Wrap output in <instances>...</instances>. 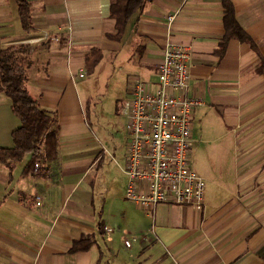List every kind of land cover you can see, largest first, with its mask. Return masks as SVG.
I'll return each instance as SVG.
<instances>
[{
    "label": "crops",
    "instance_id": "1",
    "mask_svg": "<svg viewBox=\"0 0 264 264\" xmlns=\"http://www.w3.org/2000/svg\"><path fill=\"white\" fill-rule=\"evenodd\" d=\"M29 1L33 29L26 32L15 0H0V49L32 46L26 87L56 119L57 156L28 172L32 154L11 170L0 164V264L104 263L112 248L104 250L103 244L111 242L112 230L100 235L98 227L100 222L113 227L109 209L94 193L92 171L101 166V152L80 155L75 147L92 133L83 100L93 87L87 78L107 53L125 48L139 56L142 79L155 82L167 43L192 52L188 95L202 102L193 119V156L201 116L207 123L220 118L224 141L209 150L201 143V156L203 150L209 155L201 159V171L192 156L206 180L202 211L160 204L149 214L127 200L124 155L123 198L135 208H119L120 219L139 231L134 238L144 252L142 262L133 254L119 264H264V0H229L256 47L231 38L222 54V0H152L144 13L131 17L121 41L107 37L116 33L113 0ZM92 48H100L104 58L89 75L85 63ZM132 76L139 77L128 76V85ZM20 125L10 99L0 93V147L14 146L12 132ZM84 234H94L96 243L89 251L70 253ZM102 238H107L103 244Z\"/></svg>",
    "mask_w": 264,
    "mask_h": 264
},
{
    "label": "built area",
    "instance_id": "2",
    "mask_svg": "<svg viewBox=\"0 0 264 264\" xmlns=\"http://www.w3.org/2000/svg\"><path fill=\"white\" fill-rule=\"evenodd\" d=\"M191 57L187 45L167 43L156 66V81L130 77L120 106L127 133L125 198L149 214L160 204L197 211L206 205V180L192 158L193 119L202 102L188 95ZM111 230L105 226V231ZM125 245L130 247V240Z\"/></svg>",
    "mask_w": 264,
    "mask_h": 264
},
{
    "label": "rangeland",
    "instance_id": "3",
    "mask_svg": "<svg viewBox=\"0 0 264 264\" xmlns=\"http://www.w3.org/2000/svg\"><path fill=\"white\" fill-rule=\"evenodd\" d=\"M138 59V55H131L125 48L113 54L107 53L101 67L94 75L87 78V80L93 81V87L83 97L86 103L84 105L89 112L92 133L90 137L83 138L79 145L75 146L76 152L80 155L92 156L101 152V166L99 168L93 167L92 171V174L96 176L94 193L98 202L102 204L105 202L106 208L110 211L109 215L112 217L111 225L113 228L108 235L112 238L111 242L103 244L107 238L100 239L104 250H107L106 245L112 248L111 253L107 251L103 256V259L108 256L106 260L102 259L103 264H119L124 259H133V254L140 260L144 252L138 246L140 240L134 238L139 235V231L134 226L123 224L119 214V208L127 210L135 208L132 203L123 198L125 178L121 168L127 151V133L126 117L121 112L120 106L128 95V76L139 75L140 78L143 77L137 64ZM219 120L220 118H216V120L207 123L204 122L205 117L201 116L195 125V136L198 139L199 148L195 150L193 157L198 159L196 168L199 171L202 170L203 166L201 159L209 158L207 153L204 156V150L201 156V143H204L203 146L209 150L224 141L221 136L222 130H225V124ZM125 240H130L132 246L127 247ZM142 261L143 259L140 260V262ZM152 262L156 261L152 260Z\"/></svg>",
    "mask_w": 264,
    "mask_h": 264
},
{
    "label": "trees",
    "instance_id": "4",
    "mask_svg": "<svg viewBox=\"0 0 264 264\" xmlns=\"http://www.w3.org/2000/svg\"><path fill=\"white\" fill-rule=\"evenodd\" d=\"M151 2L152 0H113L110 17L115 20L116 33L107 37L121 41L131 17L135 13H144ZM222 3L225 8L226 31L220 40V53L225 51L231 38H237L255 48L252 38L238 24L231 2L222 0ZM15 4L22 28L26 32L32 31L30 1L15 0ZM32 53L33 48L29 44L10 45L0 49V93H4L10 99L12 112L21 122L20 127L12 132L14 146L0 147V164L6 165L11 170L16 163L24 159L25 155L32 154L24 172L33 171L39 162L55 160L58 145L56 119L52 113L40 107L39 99L26 87L28 69L32 65ZM103 58L104 54L100 48H92L86 55L87 74H93ZM87 113L89 116L88 109ZM98 232L100 235L105 233V225L102 222L99 224ZM95 243L94 234H84L80 239L73 241L69 252L89 251ZM96 264L101 263L98 261Z\"/></svg>",
    "mask_w": 264,
    "mask_h": 264
}]
</instances>
